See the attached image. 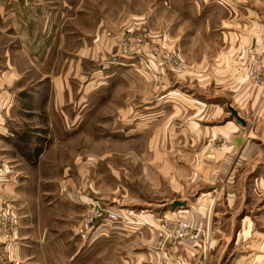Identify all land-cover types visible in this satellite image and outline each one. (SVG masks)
Returning <instances> with one entry per match:
<instances>
[{"label": "rangeland", "instance_id": "obj_1", "mask_svg": "<svg viewBox=\"0 0 264 264\" xmlns=\"http://www.w3.org/2000/svg\"><path fill=\"white\" fill-rule=\"evenodd\" d=\"M100 1L122 6L121 13L111 16L118 23L132 16L138 25L120 33L113 45L97 44L95 59H84L85 76L70 83L73 99H89L80 110L74 101L61 108L49 98V81L43 83L41 75L45 68L35 59L9 58V30L0 28V232L19 227L8 203L19 212L34 208L28 204L33 196L24 180L27 168L57 132L79 130L65 128L62 121L76 116L92 119L79 132L96 138V150L112 152L114 165L103 164L95 174L92 201L147 217L148 224L138 225L143 229L140 236L128 235L130 264L137 258L145 264L152 259L174 264V248L183 243L206 249L208 264H264V92H251V85L264 89V59L258 53L251 55V37L264 38L263 4L254 0ZM89 3L93 0H80L81 7ZM102 9L97 7L96 15L108 19ZM251 20L258 21L257 26ZM163 25L173 28L172 43ZM143 28H148L147 38ZM205 42L222 46L225 53L229 50L230 66L225 72L235 75V91L207 93L197 81L182 77L189 59L199 54ZM31 49L34 55L35 45ZM172 55L177 57L173 64ZM15 62L18 74L12 71ZM88 84L93 93H86ZM216 94L223 95L224 101L214 100L216 106H210ZM226 99L244 117L245 125L232 116ZM38 183L32 191L44 203L64 197L55 184L39 187ZM48 188L55 191L51 198ZM176 200L191 205L186 206L187 212H181L185 207L171 206ZM90 203L82 216L83 234L104 235L99 241L110 237L96 230L97 223L87 224ZM182 222L192 223L193 239L176 236ZM103 248V244L93 252L82 248L71 255L70 249L55 252L53 247V252H44V264H108Z\"/></svg>", "mask_w": 264, "mask_h": 264}, {"label": "crops", "instance_id": "obj_2", "mask_svg": "<svg viewBox=\"0 0 264 264\" xmlns=\"http://www.w3.org/2000/svg\"><path fill=\"white\" fill-rule=\"evenodd\" d=\"M254 1L263 4L262 11L264 12V0ZM152 5L153 3L149 5L150 11L155 9ZM97 7L99 10L103 8L102 10L109 18L97 16ZM117 11L122 12L121 5L117 7L113 3H102L100 0H93V4L89 3L84 7L80 6V0H0V28L1 31L4 27L9 30L7 32L10 38L8 43L11 45L8 48L9 58L35 59L41 68H45L41 75L45 77L43 83L49 81L47 86L51 89L49 93H52L49 98L55 103L57 100L61 108L68 107L70 102L74 101L76 103H72L73 106L80 110L86 107L89 99L85 98L82 101L73 99V89L70 83L78 76H85L84 59H95L99 56L97 44L113 45L121 37L120 33L128 29L132 30L138 25L137 22L133 23L132 16L118 23L111 18ZM257 22L251 20L253 26H257ZM163 26L169 42L172 43L173 28ZM167 37L164 36V38ZM204 44L205 46L199 47V54L195 53L189 59L188 72L182 77L197 81L200 88H205L204 92L207 93L212 92L211 90L220 92L238 89L232 84L235 75L225 72V67L230 66V58L226 54H230L229 50L225 53L222 46L214 47L211 42ZM32 45H35L34 55L31 54ZM253 53H258L264 59V38L251 37V55ZM12 71L18 74L19 69L16 62ZM47 77L52 78L47 80ZM172 77L177 79L179 75ZM100 84L102 82H98V85ZM247 86L250 88L249 83ZM91 87H88L87 94L93 93ZM190 90L193 91V89ZM259 90L264 92V89H260L257 85H251V92ZM220 99L224 101V96L221 94L211 96L210 106H216L214 100L220 101ZM206 101L209 102L208 99ZM226 101L232 106L229 100L226 99ZM75 118L76 116L73 119H62V121H64L65 128L71 126V131L79 130L69 134L65 132L62 135L57 132L52 142L45 145L37 161H31V169L27 168L24 180L30 186V193L33 196L27 201L29 205L33 204L34 208L28 206L27 209L19 212L14 204L8 203L12 209L11 213L20 223L19 227L13 231L0 232V260H4L0 264H44V252H53V247L55 252H59L58 249H63L65 252L70 249L71 255H75L82 248L84 252L88 250V252H93L97 246L102 244L103 252L108 253L104 255L108 264H130L126 256L128 235L136 233L138 237L140 236L138 233L143 229L131 228L132 225L125 223L114 224L105 234L110 237L100 240L103 242L99 239L104 235L92 237L93 232L91 236L89 233L87 236L83 234L82 216L89 201L93 200L92 196H95L92 195L96 191L95 174L100 171L103 164H106L108 168L114 164L110 161L112 152H102V150L98 152L96 138L91 136L90 132H79L80 126L83 129V126L90 124L92 119H83L85 120L83 122L82 119ZM119 130L121 135L122 129ZM34 148L35 145L30 149L32 156L35 155ZM106 160L107 163H104ZM35 182H39L37 184L39 187H49L55 184L59 195L65 198L62 197L53 202L51 199L44 203L42 199L33 194L32 189H35ZM54 192L53 188L46 190L48 197ZM188 206L191 205L188 204ZM67 212H70L72 216ZM142 217L147 219L146 215ZM68 234L74 238L68 239ZM174 249L177 257L174 264H208L209 257L206 249L189 243L177 245ZM141 253L143 252L140 250L139 254ZM5 258L8 261H5ZM134 263L145 264L143 259L138 258ZM160 263L159 260L152 259L146 264Z\"/></svg>", "mask_w": 264, "mask_h": 264}, {"label": "built area", "instance_id": "obj_3", "mask_svg": "<svg viewBox=\"0 0 264 264\" xmlns=\"http://www.w3.org/2000/svg\"><path fill=\"white\" fill-rule=\"evenodd\" d=\"M144 35L146 38L148 37V28H143ZM171 60V63L173 64L175 62V55H172V57L169 58ZM181 62V61H180ZM186 66V65H185ZM88 215L86 218V222L89 225V227H93L97 223L96 230H99L98 232L105 234L109 231V228L118 223H133L131 228H138V225L142 224H148V221L146 218L142 217V215H139L137 213L133 212H121L115 209H112L110 207L102 206L101 202L98 201H91L90 206L88 208ZM137 221H136V220ZM192 225L187 222H182L179 230L175 233L176 236H188L189 238L193 239L195 235L191 233Z\"/></svg>", "mask_w": 264, "mask_h": 264}, {"label": "water", "instance_id": "obj_4", "mask_svg": "<svg viewBox=\"0 0 264 264\" xmlns=\"http://www.w3.org/2000/svg\"><path fill=\"white\" fill-rule=\"evenodd\" d=\"M229 106V110L231 111L232 113V116L236 117L242 124H246V120L244 119V117H242L239 112L233 107L231 106L230 104H228ZM171 206L173 207H186L188 205V203L186 201H179V200H176L172 203H170Z\"/></svg>", "mask_w": 264, "mask_h": 264}, {"label": "bare ground", "instance_id": "obj_5", "mask_svg": "<svg viewBox=\"0 0 264 264\" xmlns=\"http://www.w3.org/2000/svg\"><path fill=\"white\" fill-rule=\"evenodd\" d=\"M189 208V207H188ZM193 208V207H192ZM184 209V208H183ZM181 212H187V210H186V207H185V209L184 210H181Z\"/></svg>", "mask_w": 264, "mask_h": 264}]
</instances>
